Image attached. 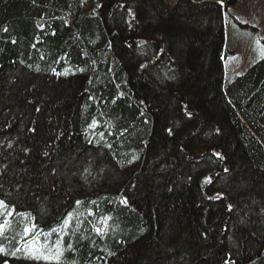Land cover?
Instances as JSON below:
<instances>
[{
    "label": "trees",
    "instance_id": "1",
    "mask_svg": "<svg viewBox=\"0 0 264 264\" xmlns=\"http://www.w3.org/2000/svg\"><path fill=\"white\" fill-rule=\"evenodd\" d=\"M165 1L0 0V264H264V53Z\"/></svg>",
    "mask_w": 264,
    "mask_h": 264
},
{
    "label": "rangeland",
    "instance_id": "2",
    "mask_svg": "<svg viewBox=\"0 0 264 264\" xmlns=\"http://www.w3.org/2000/svg\"><path fill=\"white\" fill-rule=\"evenodd\" d=\"M176 0H166L173 5ZM229 7L225 40L231 51L225 60L226 81L235 70L261 56L264 39V0H235ZM259 41V43H257Z\"/></svg>",
    "mask_w": 264,
    "mask_h": 264
},
{
    "label": "snow or ice",
    "instance_id": "3",
    "mask_svg": "<svg viewBox=\"0 0 264 264\" xmlns=\"http://www.w3.org/2000/svg\"><path fill=\"white\" fill-rule=\"evenodd\" d=\"M259 43V41H257ZM262 53H264V49L261 50ZM47 155V153H45ZM219 193L217 196L219 197ZM79 203V201H77ZM121 203L126 204V200H122ZM0 209H7V204L5 201L0 200ZM229 210H231V205L229 206ZM3 215L5 216H11L13 215L12 212H4ZM68 225V220L66 219L64 222L63 227H67ZM10 227V222L7 219H4L3 222H0V235H4L6 229ZM34 225H25L23 227V236L22 240H24V237L28 236L29 234L33 235L32 240L29 242L27 240H24L23 243V251L25 254V258H30V259H35V260H43L46 262V264H62V258L64 256V249L58 240L54 246H49L46 243L44 244H39L38 243V237L39 233H34ZM55 231V229H53ZM100 229L97 228L96 232L99 234ZM71 245H68V248L71 249ZM5 250L0 247V252H4ZM21 248H17L16 252H20ZM15 254V253H13ZM228 264V262H226Z\"/></svg>",
    "mask_w": 264,
    "mask_h": 264
}]
</instances>
